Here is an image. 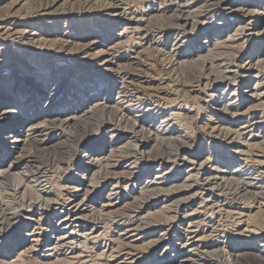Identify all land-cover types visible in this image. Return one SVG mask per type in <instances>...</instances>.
Segmentation results:
<instances>
[{
	"label": "rangeland",
	"instance_id": "obj_1",
	"mask_svg": "<svg viewBox=\"0 0 264 264\" xmlns=\"http://www.w3.org/2000/svg\"><path fill=\"white\" fill-rule=\"evenodd\" d=\"M205 1L0 0V264H264V0Z\"/></svg>",
	"mask_w": 264,
	"mask_h": 264
},
{
	"label": "bare ground",
	"instance_id": "obj_2",
	"mask_svg": "<svg viewBox=\"0 0 264 264\" xmlns=\"http://www.w3.org/2000/svg\"><path fill=\"white\" fill-rule=\"evenodd\" d=\"M211 2H214V0H206L205 1V3L202 5V7H204L205 9H203L205 12L206 11H209L210 10V4L212 5V3ZM203 10H201V11H203ZM200 13H199V17H200ZM226 47V46H225ZM208 60V59H207ZM30 172V171H29ZM235 186H237L236 184H235ZM261 252V251H260ZM261 259H263L264 260V252L262 253V258ZM256 262V261H255ZM253 264H255V263H253ZM257 264H261V263H259V262H257Z\"/></svg>",
	"mask_w": 264,
	"mask_h": 264
}]
</instances>
